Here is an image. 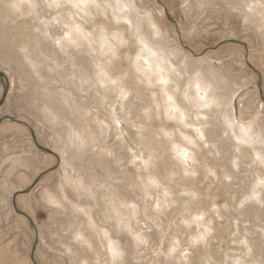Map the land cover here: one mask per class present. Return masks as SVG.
I'll return each instance as SVG.
<instances>
[{"label":"clouds","instance_id":"clouds-1","mask_svg":"<svg viewBox=\"0 0 264 264\" xmlns=\"http://www.w3.org/2000/svg\"><path fill=\"white\" fill-rule=\"evenodd\" d=\"M170 3L0 0L33 141H0V264H264V0ZM17 173L42 175L23 232Z\"/></svg>","mask_w":264,"mask_h":264},{"label":"rangeland","instance_id":"rangeland-1","mask_svg":"<svg viewBox=\"0 0 264 264\" xmlns=\"http://www.w3.org/2000/svg\"><path fill=\"white\" fill-rule=\"evenodd\" d=\"M161 3L165 5L166 9L174 6L170 3V0H161ZM168 19L175 23L173 17L169 16ZM212 43L213 42L211 40L208 42L209 48L212 47ZM221 43L226 44V46L230 49L239 50L240 48L239 43H233L230 41H223ZM219 46L220 44L218 43L216 47ZM193 47L198 50L203 47V45L195 43ZM237 54H240L239 51H237ZM248 72L256 78L259 83L264 85V66L256 63L254 60L252 64H249ZM26 119V116L18 112L17 104L14 98L8 96L6 83L0 84V129L8 134L5 136L0 133V141L7 142L9 148L15 150H19L24 147L26 142L29 145L33 143L29 135L31 129L23 123ZM35 135L39 137L40 133L37 132ZM40 143V139L35 141L37 147L33 149V156L31 158L32 172H29L27 174L28 176H33V174L40 167V158L43 155V152L39 150ZM7 167L8 165H5V169H7ZM2 174L3 172L0 170V175ZM40 179H42V175L35 176L33 184L28 185L26 182L27 178L17 173L9 180L10 188L8 191L7 209L11 212L12 223L19 226L22 232L25 231L27 229V225L31 223V217L29 215L31 197L28 193L31 191V188L40 181ZM21 239L23 240V236ZM33 253H35V247H33ZM32 259L35 262V254H33Z\"/></svg>","mask_w":264,"mask_h":264}]
</instances>
